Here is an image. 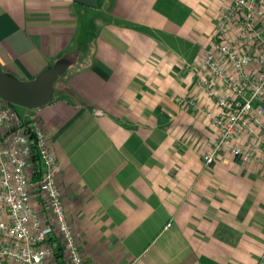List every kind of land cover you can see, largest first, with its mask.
Wrapping results in <instances>:
<instances>
[{"label":"crops","instance_id":"crops-1","mask_svg":"<svg viewBox=\"0 0 264 264\" xmlns=\"http://www.w3.org/2000/svg\"><path fill=\"white\" fill-rule=\"evenodd\" d=\"M227 4L0 0L4 72L31 81L72 61L52 102L24 115L61 166L84 264H264V161L221 153L205 165L213 132L186 106L198 95L187 65Z\"/></svg>","mask_w":264,"mask_h":264},{"label":"built area","instance_id":"built-area-1","mask_svg":"<svg viewBox=\"0 0 264 264\" xmlns=\"http://www.w3.org/2000/svg\"><path fill=\"white\" fill-rule=\"evenodd\" d=\"M210 38L209 48L187 65L198 95L186 106L202 114L213 132L202 160L208 166L227 153L261 163L264 0H229L215 16ZM27 122L11 105L0 106V264H84L57 183L61 166L38 122ZM30 136L43 166L37 181Z\"/></svg>","mask_w":264,"mask_h":264},{"label":"water","instance_id":"water-1","mask_svg":"<svg viewBox=\"0 0 264 264\" xmlns=\"http://www.w3.org/2000/svg\"><path fill=\"white\" fill-rule=\"evenodd\" d=\"M98 0H75V3L94 9ZM69 65L63 60L40 72L31 81H20L0 67V99L9 105L29 111L48 106L54 97V87Z\"/></svg>","mask_w":264,"mask_h":264},{"label":"trees","instance_id":"trees-1","mask_svg":"<svg viewBox=\"0 0 264 264\" xmlns=\"http://www.w3.org/2000/svg\"><path fill=\"white\" fill-rule=\"evenodd\" d=\"M64 62L67 63L68 65H71L72 61L68 58L64 59ZM14 110H16V107L12 106ZM25 120V124H29V122H27V117H24ZM30 142H31V163H32V171H33V176H34V180H40V178L42 177V171H43V166L41 163V159L39 157V153L37 150V146L36 143L33 139V136H30ZM56 242L52 241V246H54ZM51 244V243H50ZM59 248L58 250H60V247L57 245L56 248ZM56 257L59 259L60 258V254L57 253Z\"/></svg>","mask_w":264,"mask_h":264},{"label":"rangeland","instance_id":"rangeland-1","mask_svg":"<svg viewBox=\"0 0 264 264\" xmlns=\"http://www.w3.org/2000/svg\"><path fill=\"white\" fill-rule=\"evenodd\" d=\"M101 0H98V6L100 4ZM90 10H95V9H90ZM90 12H93V11H90ZM90 14H93L92 15V18H90L91 20H96L97 18H100V15L97 14V13H90ZM91 17V16H90ZM192 47H190L188 49V52H187V55H188V58H192V56L195 54V50L196 49H191ZM16 111L18 113V115L21 117V118H24L25 115H24V109L22 108H17L16 107Z\"/></svg>","mask_w":264,"mask_h":264}]
</instances>
